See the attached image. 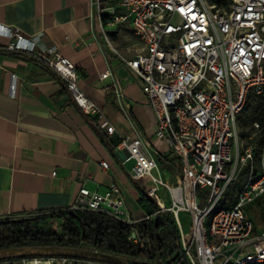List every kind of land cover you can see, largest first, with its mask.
Wrapping results in <instances>:
<instances>
[{
  "label": "built area",
  "instance_id": "obj_1",
  "mask_svg": "<svg viewBox=\"0 0 264 264\" xmlns=\"http://www.w3.org/2000/svg\"><path fill=\"white\" fill-rule=\"evenodd\" d=\"M101 1L91 0L98 15ZM112 1L107 24L129 22L137 40L132 56L120 57L142 81L154 114L155 140L163 142L179 162V172L167 177L137 129L133 128L134 135H118L103 109L79 89L75 65L49 39L42 34L25 37L9 27H0V34L10 38L9 51L37 58L56 73L71 100L93 119L100 133L118 135L115 148L125 153V161H133L131 178L149 183L146 194L159 211L170 212L175 219L179 251L174 264H264V225L254 233L246 213V207L264 194V142L257 155L256 144L250 142L264 124L253 122L255 134L246 138L239 137L237 125L249 95H264V0L223 4L209 0ZM110 75L106 71L99 78ZM103 89L113 90L118 110L130 119L123 83L113 79ZM100 166L108 169L106 162ZM240 178L241 188L227 195ZM76 208L101 212L127 224L136 222L116 182L105 193L81 187L72 209ZM180 214L189 217L188 232L183 230ZM128 241L143 247L135 233ZM0 264L103 263L37 257Z\"/></svg>",
  "mask_w": 264,
  "mask_h": 264
},
{
  "label": "crops",
  "instance_id": "obj_2",
  "mask_svg": "<svg viewBox=\"0 0 264 264\" xmlns=\"http://www.w3.org/2000/svg\"><path fill=\"white\" fill-rule=\"evenodd\" d=\"M114 4L102 0L98 15L91 0H0V27L25 37L44 35L75 65L79 89L103 109L118 135H134L135 128L157 161H177L155 140L154 114L142 81L120 57H131L128 46L137 40L129 22L107 24L108 7ZM10 41L0 34V218L72 209L81 187L105 193L116 182L132 218L143 219L132 165L127 167L133 161H125V153L115 148L118 135H101L71 100L64 81L30 55L6 51ZM106 71L111 75L100 79ZM113 79L124 85L130 119L118 110L113 90L103 89Z\"/></svg>",
  "mask_w": 264,
  "mask_h": 264
},
{
  "label": "trees",
  "instance_id": "obj_3",
  "mask_svg": "<svg viewBox=\"0 0 264 264\" xmlns=\"http://www.w3.org/2000/svg\"><path fill=\"white\" fill-rule=\"evenodd\" d=\"M209 1L216 4L227 2V0ZM6 51L9 52L7 49ZM50 72L54 78L60 80L56 73ZM240 116L241 121L248 119L251 124L253 122L264 124V95L257 96L251 93ZM241 135L246 138L245 133ZM256 136L250 142L256 144L257 155L258 149L264 142V128ZM102 137L105 141L104 136ZM158 164L165 173L179 172V162L175 159L160 157ZM134 185L140 195L138 203L145 210L147 219L143 218L133 224H127L110 215L80 208L53 209L22 216L4 217L0 218V250L54 246L93 250L106 255L156 264H174L179 251V231L174 217L170 212L159 211L155 201L146 194L149 183L134 181ZM223 204L226 207L231 206L228 202ZM253 209L257 210L259 215V226L251 216L250 210ZM246 213L253 223L254 233H258L264 225V194L246 207ZM55 221L59 223L58 231L52 230ZM131 233L136 234L143 247L134 246L128 241ZM14 260L18 259L5 261Z\"/></svg>",
  "mask_w": 264,
  "mask_h": 264
},
{
  "label": "water",
  "instance_id": "obj_4",
  "mask_svg": "<svg viewBox=\"0 0 264 264\" xmlns=\"http://www.w3.org/2000/svg\"><path fill=\"white\" fill-rule=\"evenodd\" d=\"M37 257H71L94 260L108 264H156L126 257L102 254L87 249H72L54 246L19 247L0 250V261ZM176 256L174 257V259Z\"/></svg>",
  "mask_w": 264,
  "mask_h": 264
},
{
  "label": "rangeland",
  "instance_id": "obj_5",
  "mask_svg": "<svg viewBox=\"0 0 264 264\" xmlns=\"http://www.w3.org/2000/svg\"><path fill=\"white\" fill-rule=\"evenodd\" d=\"M129 49L131 51V53H133L132 51L137 47V41L135 42H132L129 44ZM242 115V114H241ZM240 117H238L237 119V125H238V128H239V137L240 138H243V136L241 135V133H245L246 134V137L251 134H255V133H252L253 132V129L251 128V123L248 119H243L244 121H241L240 120ZM257 134V133H256ZM256 134L254 135V138L257 137ZM132 162H129L127 164V167L130 168L131 167ZM168 173H165V176L167 177ZM243 178H240L239 180H236L235 182L232 183L230 189L227 191V195H231V189H240L241 188V184H242V181ZM251 216L253 217V220L255 222H257V212L255 210H252L251 212ZM180 221H181V224H182V227H183V230L185 232H188V229H189V217L185 214H180ZM52 230L54 231H58L59 230V223L57 221H55L52 225Z\"/></svg>",
  "mask_w": 264,
  "mask_h": 264
}]
</instances>
